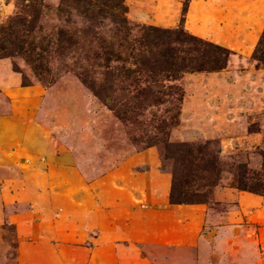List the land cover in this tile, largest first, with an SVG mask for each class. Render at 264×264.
<instances>
[{"label":"rangeland","instance_id":"374dc122","mask_svg":"<svg viewBox=\"0 0 264 264\" xmlns=\"http://www.w3.org/2000/svg\"><path fill=\"white\" fill-rule=\"evenodd\" d=\"M19 3L0 0V24ZM122 5L129 24L227 49L226 67L174 82L178 117L162 136L150 114H121L130 95L117 91L113 112L61 64L39 81L1 57L0 264H264V194L234 183L264 185V0ZM174 144L217 157L206 203L169 202Z\"/></svg>","mask_w":264,"mask_h":264},{"label":"trees","instance_id":"16d2710c","mask_svg":"<svg viewBox=\"0 0 264 264\" xmlns=\"http://www.w3.org/2000/svg\"><path fill=\"white\" fill-rule=\"evenodd\" d=\"M123 13L122 0H58L53 10L42 0H20L17 11L0 24V58L19 56L39 81L51 65L61 64L110 111L117 91L130 95L136 102L121 114H150L154 131L164 136L177 121L181 101L174 82L187 73L225 69L231 53L182 29L129 24ZM152 140L158 143L156 136ZM207 145L166 146L176 164L171 204L206 203L218 175L217 157ZM241 178L234 180L238 190L264 194L263 184Z\"/></svg>","mask_w":264,"mask_h":264}]
</instances>
